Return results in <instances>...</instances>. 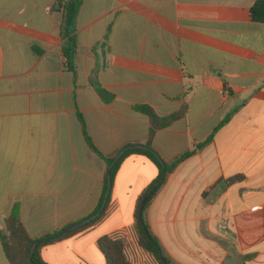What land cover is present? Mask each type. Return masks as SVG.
Returning <instances> with one entry per match:
<instances>
[{
  "label": "crops",
  "instance_id": "1",
  "mask_svg": "<svg viewBox=\"0 0 264 264\" xmlns=\"http://www.w3.org/2000/svg\"><path fill=\"white\" fill-rule=\"evenodd\" d=\"M255 1L83 0L70 72L56 0H0V231L14 205L35 240L92 216L110 165L84 132L105 157L143 146L150 122L136 107L145 105L159 117L181 112L150 141L165 163L195 150L145 208L162 255L264 264V23L250 20ZM157 177L145 156H126L102 217L42 245V261L106 264L98 240L115 236L131 264H159L140 247L134 218ZM0 264H10L1 240Z\"/></svg>",
  "mask_w": 264,
  "mask_h": 264
},
{
  "label": "trees",
  "instance_id": "2",
  "mask_svg": "<svg viewBox=\"0 0 264 264\" xmlns=\"http://www.w3.org/2000/svg\"><path fill=\"white\" fill-rule=\"evenodd\" d=\"M82 1L83 0H56V9L61 11V14H62V22H61V29H60V36L62 39V46H61L62 56L65 62L66 68L70 72H74V68H75L74 67V57H75L76 48H77L76 36H75L76 19H77L78 11L80 9ZM249 17H250V20L253 22L264 23V0L255 1V3L252 5V7L249 10ZM92 85H94V87H97L96 82L94 80H92ZM98 91L101 93L100 90ZM136 110L139 113L147 116L149 119L150 129H149L148 141L141 147L126 146L120 152H118L112 157L103 156L93 146V144L90 142V139L85 135L84 129L82 128L86 143L89 149L94 154H96L99 158H101L108 166L115 160V163L112 165L111 170H110L111 182L122 160L130 154L143 155L157 167L158 177L155 181L157 182L163 174V169H165L166 175H167L178 165L180 161H182L183 159H185L186 157H188L195 151V150H191L189 152L184 153L180 157L176 158L171 163H165L158 156L156 151L153 149L150 141L154 133L157 130L168 127L172 123L173 120L181 116V112L170 115L168 117H159L150 107L145 106V105L137 106ZM77 117H78L80 124L83 127V119H82L81 114L77 113ZM207 140H209V138ZM239 178L240 177H236L234 179L227 180L222 183L221 187L226 188L230 183H232L235 180H238ZM153 184L151 185V187L153 186ZM106 185L107 184L105 182L104 191H103L100 203L98 204L96 210L91 215H94L99 210L102 204L103 198H104ZM158 187L159 185L156 186L146 197L144 201L143 209L141 212V218L144 223V227L146 228L150 238L154 242V245L145 236L142 226L140 224V220L138 219V216H137L138 207L141 202V199L139 200L137 204V207L134 213V218H135L136 229L138 232V243L140 247H142L147 252L151 253L156 258L159 264H163L161 259L158 256V250H160V246L157 240L150 233L149 228L144 221L145 208L147 204L149 203L150 199L153 197L156 190L158 189ZM148 190L149 188L146 190V192ZM108 201H109V195L106 198L105 206L103 210L101 211L100 215L93 221L87 223L85 226L79 227L73 230L72 232L63 233L60 235H59V231H54L52 233L43 235L38 240H35L29 237V235L27 234L25 228L23 227L20 221L18 206L14 205L11 211L9 212V215L4 221V229L0 231V240L2 242V245H3L8 261L10 262V264H30L28 260V254H29L32 244L35 241H37L38 243L32 254V262L34 264H45L40 258V254H39L40 247L48 243H53V242L62 240L92 225L94 222H96L98 219L102 217V215L104 214L106 210ZM98 247L100 251L102 252V254L104 255L106 264H131L124 256L123 242L117 239L115 236L101 237L98 240ZM163 259L165 261V264H172L165 256H163Z\"/></svg>",
  "mask_w": 264,
  "mask_h": 264
},
{
  "label": "water",
  "instance_id": "3",
  "mask_svg": "<svg viewBox=\"0 0 264 264\" xmlns=\"http://www.w3.org/2000/svg\"><path fill=\"white\" fill-rule=\"evenodd\" d=\"M138 147H141V146H138ZM114 163H115V160L110 164L109 170H108V172H107V185H106V190H105L104 198H103V201H102V204H101L99 210H98L94 215H92V216H90V217H88V218L82 220L81 222H79V223H77V224H71V225L67 226L66 228L62 229V230L59 232V235H60V234H63V233H69V232H72L73 230H75V229H77V228H79V227L85 226L87 223L93 221L95 218H97V217L100 215L101 211L103 210V208H104V206H105L106 198H107V196H108V194H109L110 185H111L110 170H111V167H112V165H113ZM165 174H166V171H165V169H163V174H162L161 178H160L157 182H155L154 185H153L152 187H150L149 190H148V191L144 194V196L142 197L141 202H140L139 207H138V212H137V216H138V219L140 220V224H141V226H142V229H143V231H144V234H145V236L147 237V239H148L153 245H154V242L152 241V239L150 238V236H149V234H148L146 228L144 227V223H143L142 218H141V212H142L143 205H144V201H145L146 197L149 195V193H150V192H151V191H152V190H153V189H154V188H155L160 182L163 181ZM37 243H38V242L35 241V242L32 244L31 248H30V251H29V254H28V260H29L30 264H34V263L32 262V254H33V251H34V249H35ZM158 256H159V258L161 259L162 263L165 264V261H164V259H163L162 252H161L160 250H158Z\"/></svg>",
  "mask_w": 264,
  "mask_h": 264
}]
</instances>
